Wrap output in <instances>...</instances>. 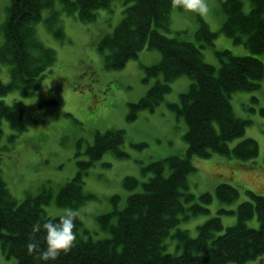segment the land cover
Segmentation results:
<instances>
[{
  "label": "trees",
  "instance_id": "16d2710c",
  "mask_svg": "<svg viewBox=\"0 0 264 264\" xmlns=\"http://www.w3.org/2000/svg\"><path fill=\"white\" fill-rule=\"evenodd\" d=\"M115 0H10L7 17L2 23L3 42L0 44V62L12 64L11 80L5 83L0 77V96L18 89L23 96L37 93L41 80L55 64V49L43 44L37 37L35 24L49 11V18L56 20L62 12L76 14L83 21L95 20L100 8H110ZM124 17L110 33L100 41L102 51H109L107 63L113 68L125 66L137 58L144 48L161 51L163 57L150 68L153 74L164 75L135 106L158 104L171 90L170 81L187 75L193 82L181 102L173 103L179 115L189 126L185 134L188 148L185 156H170L152 162L147 169L153 176L142 183L143 189L128 196L122 210L99 216L101 228L110 236L93 239L81 234L82 222L78 218L76 240L67 253L48 261L47 264H244L264 255V195L248 191L251 199L243 201L232 213L237 222L225 229L220 215H215L197 226L198 235L192 237L187 229L178 228L175 236L182 252H165V238L183 219L208 212L207 206L193 204L185 213L182 197L188 200L194 195L186 192L188 175L195 171L194 155L210 157L222 154L241 161L254 159L259 154V144L254 138H244L235 147L229 143L244 135L246 119L235 115L231 94L237 91H254L260 88L264 77V61L251 55H235L229 49L217 51L221 66L203 60L201 48L213 45L217 32L200 16L201 24L195 32L196 42L181 37L168 36L159 29L169 30L173 0H124ZM227 30L236 42L244 41L253 54L264 53V0H220ZM249 3L250 8L246 10ZM60 4V8L58 6ZM199 14V13H198ZM61 28L58 31L63 37ZM235 35V36H234ZM42 102L25 103L15 100L12 104L0 99V137L2 120L9 121L14 134L10 139L36 124L41 118ZM123 129H112L98 135L90 146L89 161H81L77 174L58 194V204L77 208L88 196L84 193L86 169L109 151L120 156L124 142ZM215 152V153H213ZM0 149V245L8 257H15L16 264H45L39 258L40 248L46 247L43 231L34 233L35 221L51 218L45 208L52 199V192L45 188L37 195L29 194L19 202L10 192L2 173ZM170 174L165 175L166 168ZM129 189H135L139 180L127 176L124 181ZM210 193V192H209ZM208 192L201 197L211 201ZM216 194L226 202L235 201L240 192L235 186L220 183ZM118 197L113 198L114 202ZM184 213L182 217L180 214ZM257 214L259 228L250 227L248 220ZM88 233V232H87ZM40 248L28 249L29 241Z\"/></svg>",
  "mask_w": 264,
  "mask_h": 264
},
{
  "label": "rangeland",
  "instance_id": "374dc122",
  "mask_svg": "<svg viewBox=\"0 0 264 264\" xmlns=\"http://www.w3.org/2000/svg\"><path fill=\"white\" fill-rule=\"evenodd\" d=\"M207 3L208 10L203 14L174 9L169 30H159L168 36H176L181 31V37L196 42L195 32L201 24V16L210 29L218 33L213 45L201 48L204 61L219 69L222 61L217 51L223 49L235 55L260 57L264 61V53L253 54L244 41L236 42L227 30H222L226 15L221 1L207 0ZM9 4L10 0H0V44ZM58 6L60 8V4ZM125 8L124 0H115L110 8H100L96 19L88 22L81 21L76 14L64 12L52 20L49 11L44 10L43 18L35 24L36 34L43 44L55 49V64L41 80L35 95L23 96L15 89L0 96L7 104L15 100L43 103L39 122L20 132L14 141L10 139L14 132L9 121L2 120L0 149L2 175L12 195L22 202L27 195H37L49 188L52 199L43 207L50 217H54V213L58 217L68 207L58 204V194L77 174L80 162L89 161L88 149L95 144L97 136L112 129L124 130V142L119 149L126 155L109 150L86 169L83 190L88 198L78 207L81 234L95 240L111 235L101 228L99 216L115 208L122 210L128 196L143 189L142 183L153 176L148 165L170 156H185L188 148L185 134L189 124L172 104L181 102L182 93L190 90L193 80L187 75L176 77L169 83L171 90L158 104L132 107L148 94L157 80H164L162 73L158 76L150 71L161 61V51L144 48L125 66L113 68L107 63L109 51L100 48L101 39L124 17ZM249 8L247 3L246 10ZM60 28L63 37L58 34ZM11 69L12 64L0 62V77L5 83L11 80ZM231 104L235 115L250 123L242 137L229 143L230 148L244 138H254L259 144V154L241 162L219 153L192 157L196 169L188 175L186 192L194 198L182 197L185 213L196 203L207 206L209 211L183 219L172 228L165 238L167 253L182 252L175 236L178 228L187 229L196 237L198 225L220 215L226 229L237 222V215L232 211L251 199L248 191L264 195V77L258 90L231 94ZM169 174L167 167L165 175ZM127 176L139 180L135 189L125 185ZM220 183L239 189L238 198L233 202L221 200L216 194ZM206 192L213 195L211 201L201 197ZM115 197H118L116 202ZM183 215L181 213L180 217ZM247 223L250 227H260L257 214ZM2 251L0 245V264L17 263L15 257H8ZM244 264H264V255Z\"/></svg>",
  "mask_w": 264,
  "mask_h": 264
},
{
  "label": "clouds",
  "instance_id": "9594fccd",
  "mask_svg": "<svg viewBox=\"0 0 264 264\" xmlns=\"http://www.w3.org/2000/svg\"><path fill=\"white\" fill-rule=\"evenodd\" d=\"M174 7H182L185 11L191 13L203 14L208 10L207 0H173ZM54 217L57 214H53ZM80 211L77 208L66 207L58 218H51L43 222L37 220L33 223L32 229L34 233L43 231L46 247L40 248L35 242L30 240L28 249L40 248L39 258L47 264L48 261L57 259L61 253H67L71 250L75 240Z\"/></svg>",
  "mask_w": 264,
  "mask_h": 264
}]
</instances>
